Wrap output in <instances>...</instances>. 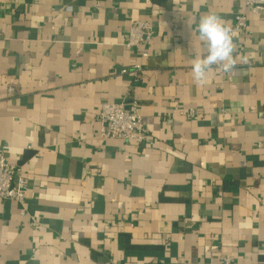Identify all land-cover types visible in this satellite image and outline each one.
Wrapping results in <instances>:
<instances>
[{
    "label": "crops",
    "instance_id": "1",
    "mask_svg": "<svg viewBox=\"0 0 264 264\" xmlns=\"http://www.w3.org/2000/svg\"><path fill=\"white\" fill-rule=\"evenodd\" d=\"M246 11L0 0V156L29 181L24 205L0 198V264H264V11L231 73H192L200 17ZM137 20L154 28L145 52L126 45ZM123 101L140 104L142 142L101 134L102 105Z\"/></svg>",
    "mask_w": 264,
    "mask_h": 264
},
{
    "label": "built area",
    "instance_id": "2",
    "mask_svg": "<svg viewBox=\"0 0 264 264\" xmlns=\"http://www.w3.org/2000/svg\"><path fill=\"white\" fill-rule=\"evenodd\" d=\"M246 12L237 13L228 27L232 30L233 43L237 35L248 28V14H260L264 11V0H245ZM153 25L150 21L137 20L131 24L127 47H138L145 52V45L153 36ZM221 74L226 73L220 65H216ZM123 74L129 72L122 69ZM141 66L137 65L132 72L135 80L141 77ZM101 126V134L106 138L125 141L142 142L146 138V127L140 113V104L133 102H106L97 116ZM29 181L20 166L0 156V198L10 199L24 205L27 199ZM36 225V223L34 222ZM216 264H233L232 255L220 254Z\"/></svg>",
    "mask_w": 264,
    "mask_h": 264
},
{
    "label": "clouds",
    "instance_id": "3",
    "mask_svg": "<svg viewBox=\"0 0 264 264\" xmlns=\"http://www.w3.org/2000/svg\"><path fill=\"white\" fill-rule=\"evenodd\" d=\"M199 39L206 46V54L194 59L192 64L193 79L204 84L213 65H220L225 72L234 69V43L232 30L226 26L216 13H207L200 17L197 25Z\"/></svg>",
    "mask_w": 264,
    "mask_h": 264
}]
</instances>
